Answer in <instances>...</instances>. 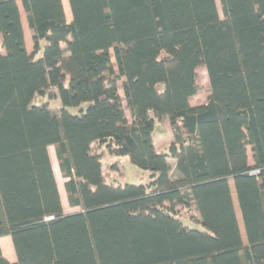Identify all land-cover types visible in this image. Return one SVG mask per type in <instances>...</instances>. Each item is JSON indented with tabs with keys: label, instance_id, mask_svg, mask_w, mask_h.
I'll list each match as a JSON object with an SVG mask.
<instances>
[{
	"label": "trees",
	"instance_id": "trees-1",
	"mask_svg": "<svg viewBox=\"0 0 264 264\" xmlns=\"http://www.w3.org/2000/svg\"><path fill=\"white\" fill-rule=\"evenodd\" d=\"M67 4L0 0V264H264V0ZM105 154L149 182L107 183Z\"/></svg>",
	"mask_w": 264,
	"mask_h": 264
},
{
	"label": "rangeland",
	"instance_id": "rangeland-1",
	"mask_svg": "<svg viewBox=\"0 0 264 264\" xmlns=\"http://www.w3.org/2000/svg\"><path fill=\"white\" fill-rule=\"evenodd\" d=\"M63 5V10L65 13L66 21L69 23L71 21V15L69 12L67 0H61ZM216 7L218 11L219 18L222 19V12L219 4V0H215ZM26 36L28 39H26V50L28 53L32 52V42H31V34L30 31L25 27ZM197 81L201 87V91L192 98V101L190 102L191 106H197L198 104H202L205 102V99L208 94V80L205 73V70L203 68L197 69ZM121 98H123L122 91L119 89L118 91ZM38 103H47V105L51 109L60 108V102L57 99H48L47 97H44L42 99H38ZM124 105V103H123ZM153 145L157 152L164 153L166 151V147L169 145V143L172 141V133L170 131L168 122L166 120L162 121L161 123H156L154 132H153ZM247 154H248V163L249 165H252V159H251V152L249 147H247ZM48 156L50 159V164L52 167V172L54 174V177L56 178L58 182V186L60 189H62V185L65 182L64 179H61L60 173L58 171L56 158L54 155V151L52 148H48ZM170 163H172V160H169ZM102 171L105 175L107 183H111L114 185H125V184H131V185H145L149 182V176L147 172L141 171L130 164L129 160L126 157H113L110 155H104L102 158ZM231 185V196L233 200V204L235 207V213L237 217V222L239 226L240 236L242 239V243L244 246H246V240H245V234L241 222V217L239 210L237 208L235 193ZM65 198H63V205H65ZM185 214V212H183ZM190 215V214H188ZM184 216V215H183ZM186 221V220H184ZM161 239L164 240V236ZM11 252V251H10ZM12 253V252H11Z\"/></svg>",
	"mask_w": 264,
	"mask_h": 264
},
{
	"label": "crops",
	"instance_id": "crops-1",
	"mask_svg": "<svg viewBox=\"0 0 264 264\" xmlns=\"http://www.w3.org/2000/svg\"><path fill=\"white\" fill-rule=\"evenodd\" d=\"M18 6H19V9H20V21H21V25H22V29H23L24 42H25V47H26V39H28V38L26 36L25 27L27 29H28V27H27L26 20H25V16H24V13H23V11L21 9L20 4H18ZM48 148H52L53 151H54V148L52 146H50ZM60 177H61V175H60ZM61 179H63V178L61 177ZM64 181L66 182L65 179H64ZM55 182H56V185H57V189H58V193H59V198H60V202H61V207H62V210H63V214L70 215V214H74L76 212H79V209L77 207H70L68 205V203H67V199H66L65 191H64V183L65 182L62 185V189L59 188L58 182H57L56 178H55ZM63 198H65V200H64L65 201L64 202L65 205H63V202H62L63 201ZM0 249H1V253H2L3 257L9 263H15L16 262L15 254H14L13 247H12V244H11V240H10L9 237H1L0 238Z\"/></svg>",
	"mask_w": 264,
	"mask_h": 264
}]
</instances>
